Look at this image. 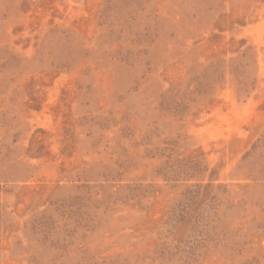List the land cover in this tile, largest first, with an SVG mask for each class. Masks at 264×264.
<instances>
[{
    "label": "rangeland",
    "instance_id": "1",
    "mask_svg": "<svg viewBox=\"0 0 264 264\" xmlns=\"http://www.w3.org/2000/svg\"><path fill=\"white\" fill-rule=\"evenodd\" d=\"M0 264H264V0H0Z\"/></svg>",
    "mask_w": 264,
    "mask_h": 264
}]
</instances>
